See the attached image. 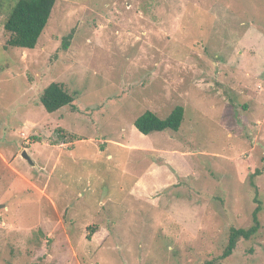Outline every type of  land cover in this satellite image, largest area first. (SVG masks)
I'll return each instance as SVG.
<instances>
[{"label": "rangeland", "instance_id": "rangeland-1", "mask_svg": "<svg viewBox=\"0 0 264 264\" xmlns=\"http://www.w3.org/2000/svg\"><path fill=\"white\" fill-rule=\"evenodd\" d=\"M14 2L0 0V264H205L256 200L258 233L220 264H264V0H57L31 50L5 47ZM51 83L74 101L48 114ZM177 106V131L133 126Z\"/></svg>", "mask_w": 264, "mask_h": 264}, {"label": "trees", "instance_id": "trees-1", "mask_svg": "<svg viewBox=\"0 0 264 264\" xmlns=\"http://www.w3.org/2000/svg\"><path fill=\"white\" fill-rule=\"evenodd\" d=\"M56 1L57 0H15L3 24V30L7 36L5 47L25 50L35 48ZM1 12L2 9L0 4V16ZM71 38L72 33H69L62 38L60 47L63 51L67 50ZM73 101L74 95L68 93L63 86L58 83L49 84L44 88L40 96V103L48 114L71 105ZM183 115L184 110L180 106L175 107L165 119H160L154 113L146 111L134 120L133 126L137 132L144 136L167 130L177 131L183 121ZM65 143V138L59 133V131H56L51 136V145L60 146ZM258 174L259 173L256 172L249 178V185L253 188L255 194L257 193L253 179ZM255 202L257 203V206L251 215V226L246 229L231 228L227 244L222 254L216 260L208 261L205 264H220L221 261L225 260L232 254L236 244L240 240L248 241L258 233L260 229L258 214L261 208L259 202L257 200Z\"/></svg>", "mask_w": 264, "mask_h": 264}, {"label": "water", "instance_id": "water-1", "mask_svg": "<svg viewBox=\"0 0 264 264\" xmlns=\"http://www.w3.org/2000/svg\"><path fill=\"white\" fill-rule=\"evenodd\" d=\"M21 157H23L31 165L33 164L32 161L30 160L29 156L27 155V153L25 151L22 153Z\"/></svg>", "mask_w": 264, "mask_h": 264}]
</instances>
